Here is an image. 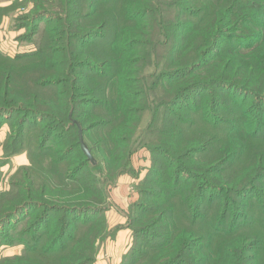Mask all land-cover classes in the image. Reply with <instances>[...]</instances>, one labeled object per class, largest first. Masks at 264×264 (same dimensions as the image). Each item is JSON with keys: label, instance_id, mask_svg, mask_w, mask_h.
I'll return each mask as SVG.
<instances>
[{"label": "trees", "instance_id": "16d2710c", "mask_svg": "<svg viewBox=\"0 0 264 264\" xmlns=\"http://www.w3.org/2000/svg\"><path fill=\"white\" fill-rule=\"evenodd\" d=\"M105 1L108 4L103 0H37L36 6L39 9H45L58 17L57 21L56 17L53 18L56 26L49 27L48 44L43 47V57L56 59L62 54L65 62H80L76 65L82 67L85 79L81 77L74 85L67 86V95L60 96V112L56 108L49 112L45 110L46 113L37 112L29 107H20L19 111L26 120L24 125L33 118L37 120L42 117L46 122L42 123L40 134L46 133L48 136L51 133L49 140L57 137L54 136L57 128L64 130V135L70 134L66 149L68 152L62 150L58 153V145L57 150L50 154L56 156L54 165L61 172L64 188L71 187L69 183L78 182V175L82 172L89 174L91 168L98 167H94L82 152L76 124L80 125L84 142L94 159L100 156L103 164L110 166L115 160L113 145L119 143L124 155L128 157L129 151L139 144L136 134L144 128L142 125L146 126L143 120L137 119L141 120L150 114L151 122L147 126L151 128L150 135L153 138L145 140V147L160 145L164 153L169 154L168 158L166 156L169 162L174 167L178 165L183 168L180 172L176 170V178L170 182H154L148 176L144 183L143 200L136 205L132 217L135 230H140L137 237H143L144 242L136 244L123 261V264H137V258L143 257L144 253H156L144 251V248L150 247L145 244L146 240L153 242L162 236L156 230L157 219L162 222L165 218L172 222L173 219L175 222H183L174 216L172 207L176 196L173 193H177L175 190L192 188L189 192L192 197L183 198L184 216H189L192 222H200L203 215L200 209L206 197H201L199 188L206 183L208 191H214L227 182L222 177L223 168L229 159L235 157L234 150L231 152V141L238 137H218V132L229 125V121L225 122L221 116L226 115L235 121L242 112L234 100L231 104L234 111L230 113L229 105L225 104V90L228 87L242 88L257 97L263 93L264 20L260 19H264V0H200L204 3L201 7L197 6L199 0H126L120 5L116 4V0ZM33 23L32 29L38 27L36 22ZM96 40L101 45L98 46L100 52L96 51L94 56ZM107 40L110 42L104 47ZM83 46L91 49L84 50ZM67 48H70L69 53ZM81 62H84L83 65ZM16 66L21 68V63ZM152 69L156 71L155 74H152ZM11 72V69L4 72V77L7 74L5 81ZM38 74L42 79L33 87L34 93L38 94L40 90L57 93L52 88L59 89L61 83L69 81V76L64 73L62 82L55 81L57 78L52 72L47 76L39 71ZM119 87L122 92L118 90ZM5 98V95L0 97L1 104H4ZM204 112L211 113V118L206 119V123L211 125L205 124L202 131L195 132L193 126L197 125L198 117ZM170 114L175 117L174 121L168 119ZM97 116L101 118L95 119ZM253 123L259 131L264 129V110H261ZM158 126L164 129L159 142L154 138ZM114 129L124 134V141L113 140ZM219 143L223 144L220 149L221 158L209 162L208 167L199 168L200 176L211 180L203 181L195 176V181L188 182L184 175L187 168H190L189 164L200 153L196 152V148L200 146L206 150ZM42 144L40 138L37 150H46ZM160 154L155 153L157 156ZM108 171L111 175L106 179H111L113 170L108 168ZM36 172L35 177L44 175L41 169ZM253 172L245 183L233 187L230 192L233 193L230 196L232 199L226 201L223 211L233 212L231 215L234 220L233 228L226 235L230 241H234V245L223 256L222 264H264V188L261 190L264 185L256 189L262 183L261 177L264 180V174L261 176L258 171ZM151 174L157 175L154 172ZM92 182L101 184L97 179ZM30 186L35 189L47 188L43 184ZM80 189L73 194L70 192L64 198L55 193L39 207H43V213L47 214L51 208L67 215L95 211L102 203L97 199L105 196L103 188L94 187L97 192L89 188ZM84 192L90 195L88 197L96 196L95 199L90 202L88 197H83ZM250 192H254L253 198H247ZM161 197L168 199V207ZM149 198L156 202L149 205ZM256 206L259 209L257 215L254 212ZM169 209L172 214H169ZM18 214L16 208L13 212L5 209L0 215V223L6 224ZM221 217L224 218L223 214ZM240 219L249 224L248 229L236 232L235 226ZM63 225L59 226L60 234L68 235L73 226L66 228ZM255 225L260 231L252 240L255 243L249 244L245 237L249 234L244 232L254 229ZM174 228L178 235L167 234L163 237L168 246L157 252L152 261L141 263L212 264L210 250L214 239L209 233H205L196 224L191 228L183 224V231L178 224ZM164 231H169V228L166 227ZM15 261V264H32L29 256L19 257ZM10 263L11 259L0 260V264Z\"/></svg>", "mask_w": 264, "mask_h": 264}, {"label": "rangeland", "instance_id": "374dc122", "mask_svg": "<svg viewBox=\"0 0 264 264\" xmlns=\"http://www.w3.org/2000/svg\"><path fill=\"white\" fill-rule=\"evenodd\" d=\"M103 1L108 4L107 1ZM125 2L126 0H116L117 5ZM36 3L37 0H0V97L2 95L7 96V99H4V104L0 103V215L5 209L13 212L16 208L19 211V216L11 219L10 222L0 223V260L11 259L10 264H15L17 262L15 260H18L19 257L29 256L32 264H123L124 257L135 248V245L144 242L143 237H137L140 230H135L136 226L132 225V217L136 205L143 200L142 191L146 187L144 183L147 177L149 176V180L154 182H170L176 178L174 176L176 170L180 172L183 166L174 167L167 159L169 154L164 153L165 151L160 148V145H157L158 147L154 145L145 147V140H152L153 138L150 135L151 128L147 126L151 122L149 114L141 120L137 119L138 121L143 120L146 126L142 125L144 128H141V132L136 134L139 144L129 151L128 157L124 155L122 147L117 143V145H113L115 160L113 159L110 166H105L102 158L97 156L98 167L91 168L89 174H86L85 171L82 172L80 176L78 175V182L69 183L71 187L64 188L62 186L61 172L56 170V165H54L56 156L52 155V157L50 154L51 151L57 150L58 145V153L62 150L67 153L70 134L64 135L62 133L64 130L57 128L54 131L56 135L53 134L57 137H52L49 140L51 133L48 136L46 133L40 134L42 123L46 121L42 117L37 120L33 118L24 125L26 120H24L25 118L19 109L20 107H29L32 110H37V112L46 113V111L49 112L56 108L60 112L59 108L62 103L60 96L67 95V86L74 85L76 80L81 77L85 79V76L82 67L76 65L80 62L75 63L72 60L65 62L62 54L58 55L56 59L49 56L43 57V47L46 43L48 44L47 33L49 34V27L56 26L53 24V18L56 16L45 9H39ZM202 3L199 0L197 6L201 7L204 4ZM263 20L260 19V21ZM33 22H36L38 26L35 29H32ZM107 41L104 47L110 42ZM96 43L97 46L93 50L94 56L96 51L100 52L98 46L101 45V42L96 40ZM69 49L67 48L66 51L70 52ZM83 49H91V47L83 46ZM19 62L21 68L18 69L16 65ZM83 63L81 62V65ZM9 69L12 70V74L5 81L7 74L4 77V72ZM38 71L43 76L52 72L57 78L55 81L58 82H62L64 73L69 76V81L61 83L59 89L53 87L52 89H55L54 91L57 93H47L48 91L44 90H40L39 94L34 93V85L40 83L42 79ZM155 73L156 71L152 69V74ZM5 86H9V88L6 89ZM262 88H264V80ZM118 90L123 91L120 87ZM262 92L261 97H257L242 88L228 87L225 90V104L229 105L230 113L234 111V107H232L234 100L238 102L242 112L238 114L235 121L226 115L221 116L225 122L229 121V125H225L226 129L218 132V137L219 135L238 137L231 141L233 146L231 152L234 150L233 155L235 157L229 159L223 168L222 177L227 182L214 191H208L206 183L199 188L201 197H206L204 206L200 209L203 213L200 222H192L189 216H184L183 198L184 196L192 197L189 194L192 188L184 191L175 190L177 193H173V196H176L173 199L172 208L175 218H180L183 222H175L174 219L172 222L166 218L162 222L157 219L156 230L162 236L160 239L155 238L153 242L146 240L145 244L150 247L144 248V251L151 250L157 253L168 246L163 237L167 234L169 236L171 234L178 235L174 228L177 224L182 231L185 230L183 224H187L189 228L196 224L198 228L209 233L210 237L214 239L210 250L211 263L222 264L223 256L227 251H231L234 245V241H230V237L226 235L233 228L234 220L231 215L233 212L225 213L223 211L228 198L229 200L232 199L230 196L233 193L230 192L236 184L245 183L254 173L253 171H258L260 175L264 174L262 169L264 168V164H262L264 129L259 131L253 123L261 110H264V90ZM5 101L9 103H5ZM6 104L11 105L6 106ZM210 114V112H204L198 117L197 125L193 126L195 132L202 131L205 124L211 125L206 123V119L212 116ZM99 116L94 118H101ZM168 119L174 121L175 117L170 114ZM185 121L188 125L187 118ZM248 121L250 122L249 125ZM162 130L164 129L158 126L154 133V138L158 142L163 134ZM168 137H172V135ZM40 138H42V146L46 150H37L36 147ZM123 138L124 134L120 130H113V140L116 139L120 142V140L124 141ZM222 145L219 143L206 150L200 146L196 148V152L200 153L196 155L195 161L189 164L191 169L187 168V165L184 166L187 168L184 176L188 182L195 181V176L199 180H211L200 176L199 168L208 167L209 162L220 159ZM159 152H161L160 155H155ZM173 167L174 170H171ZM108 168L113 170L111 179H106L111 175H109ZM38 169H41L44 175H36L35 177L34 172ZM151 172L157 175L154 176ZM95 179L101 181V184L93 183L92 181ZM261 180V185L256 186L257 190L264 185L263 177ZM39 183L46 185L47 188H30V185L39 186ZM80 187V190L82 188H89L90 190H94V187L103 188L105 196L102 199H97L98 202L102 203L95 211L82 213L80 211V213L67 215L62 211L57 213V209L52 210L51 208L50 213L47 214L43 213L45 211L43 207H39L44 203L43 201H48L55 193L64 198L70 192L72 194L78 192L77 189ZM32 190L38 192H32ZM254 192H250L247 198H253ZM88 196L90 195L85 193L83 197ZM95 197H88V200L92 202ZM151 200L153 199L149 198L147 202L149 205L151 202H156ZM161 200L168 207V199L161 197ZM258 210L256 206L255 215L258 214ZM169 211V214H172V210L169 209ZM222 214L224 218L221 217ZM38 220H40L39 223ZM62 224L66 228H70L72 225L73 230L68 235H66L67 233L61 235L59 226ZM248 225L245 220L240 219L235 226V231L242 232L248 229ZM166 227L169 228V231H164ZM259 231L260 229H257L255 225L254 229L244 232L249 234L245 236L249 244L255 243L252 240ZM158 232L156 233L158 234ZM49 252H52L51 255ZM156 253H144L143 257L137 258V264L152 261L157 256Z\"/></svg>", "mask_w": 264, "mask_h": 264}, {"label": "water", "instance_id": "95a60500", "mask_svg": "<svg viewBox=\"0 0 264 264\" xmlns=\"http://www.w3.org/2000/svg\"><path fill=\"white\" fill-rule=\"evenodd\" d=\"M76 125L78 126V130H79V144H80V148H81L82 152L84 153V155L89 160V162H91L92 165L96 166L97 165V162L94 159V157L92 156L89 148L87 147V145L84 142V139H83V131H82V129H81V127H80L79 124H76Z\"/></svg>", "mask_w": 264, "mask_h": 264}]
</instances>
